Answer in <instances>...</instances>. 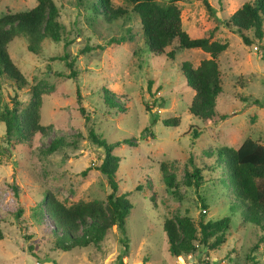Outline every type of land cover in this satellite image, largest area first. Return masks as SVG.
Wrapping results in <instances>:
<instances>
[{"label": "rangeland", "instance_id": "obj_1", "mask_svg": "<svg viewBox=\"0 0 264 264\" xmlns=\"http://www.w3.org/2000/svg\"><path fill=\"white\" fill-rule=\"evenodd\" d=\"M244 1H174L181 29L189 37L206 36L212 29L210 39L227 43L216 58L220 83L216 113L204 121L187 110L192 91L181 76L180 64L188 61L196 66L208 55L197 48L174 49V42L162 54L151 55L127 0H109L111 11L121 10L113 15L92 0H53L66 35L57 42L43 38L34 53L26 49L23 37L11 39L8 55L26 84L17 87L0 78V114L5 109L23 110L31 99L30 88L36 87L41 91L38 123L49 128L44 135L35 133L22 140L14 131L5 135L0 117V264H31L36 259L37 264H138L144 259L147 264H175L162 221L187 216L196 225L200 214L204 221L227 216L229 228L223 243L213 250L199 246L195 257L204 260L211 254L224 258V264H264V231L242 219L243 206L229 194L226 179L211 168L215 162L207 154L215 145L236 148L246 137L264 144V33L259 41L244 45L222 24ZM34 4L35 0H0V17ZM64 54L74 60V78L68 77L69 68L60 59ZM103 89L115 95L113 100L123 111L102 102ZM79 107L88 114L87 120ZM166 119L175 120L176 126H164ZM191 126L197 127L196 137ZM89 127L107 142L133 138L131 146L120 143L112 150L119 159L115 179L131 209L123 232L112 225L96 246L62 252L53 246L33 210L41 187L64 205L104 202L109 193L106 178L92 168L100 162L102 149L88 139ZM55 136L63 143L47 152ZM159 163L173 174L175 193L166 190ZM194 168L200 169L198 186L185 182V173ZM11 183L17 186L16 196ZM25 233L30 235L27 240ZM180 258L176 259L186 263V257Z\"/></svg>", "mask_w": 264, "mask_h": 264}, {"label": "trees", "instance_id": "obj_2", "mask_svg": "<svg viewBox=\"0 0 264 264\" xmlns=\"http://www.w3.org/2000/svg\"><path fill=\"white\" fill-rule=\"evenodd\" d=\"M132 4V11L137 15L141 27L142 40L151 55H160L164 48L173 42L174 49L197 48L208 55L199 60L196 66L188 61L180 64L181 76L185 84L191 89L192 96L188 105V112L195 118L210 120L215 116L214 101L220 92L219 71L216 63L217 56L226 49L227 43L210 39L212 29L203 37H189L180 26V10L174 4L175 0H167L159 3L157 0H127ZM94 4L106 11L109 0H92ZM207 7V5H205ZM121 10L111 11L112 15ZM103 17L109 20V13L103 12ZM58 9L53 0H35L31 8L7 13L0 17V78L12 81L17 87L26 84V80L13 65L7 51V44L13 37L21 36L26 41V49L37 52L40 41L48 38L53 42L61 39L64 34L62 25L57 20ZM222 24L228 30L236 33L244 45H249L254 39L259 41L264 33V0H246L241 3L231 14L222 20ZM251 33V34H250ZM66 35V34H64ZM67 41L66 37H63ZM117 43V42H116ZM89 50V47H85ZM173 52H167L172 58ZM264 55V54H263ZM69 68V78H74L75 71L72 65L73 58H67V54L60 57ZM102 102L108 107L123 109L119 102H115V95L103 89ZM40 90L30 88L31 99L27 106L16 111L15 108L5 109L0 117L5 126V135L10 136L14 131L18 139L29 138L33 134H42L49 127L38 123V110L40 106ZM80 95L76 92V102L79 104ZM257 101V100H256ZM260 104V103H258ZM261 105V104H260ZM261 106H264L261 105ZM79 112L85 120L88 119L84 109L79 107ZM223 119L220 116L219 119ZM164 126H176L175 120H163ZM192 133L198 135L197 127ZM87 137L90 142L102 149L100 162L92 168L105 176L109 193L104 202L100 200L77 201L64 205L53 194L39 188L33 217L39 221L44 232L52 239L53 246L62 252H68L74 247H85L89 244L96 246L103 239L108 229L115 225L121 232L125 229V217L131 209V204L126 198L125 192H120L115 179V171L118 166V156L112 150L120 143L132 145V137L122 138L107 142L94 132L92 127L87 129ZM63 143L62 137H54L46 147L47 152L54 151ZM213 156L215 166L211 167L220 172V177L226 179L227 191L243 206L242 219L264 231V144L246 137L236 147L215 145L209 152ZM159 172L167 191L175 193L177 188L174 176L167 172L163 163H159ZM88 166L85 170H89ZM219 177V179H220ZM187 185L198 186L201 180L200 169L194 168L190 173H185ZM11 192L17 195V186L9 185ZM200 206L204 211L206 205L199 197ZM16 217L20 209L14 211ZM196 225L187 216H175L162 221V229L167 241V250L172 257H187L193 254L197 247L213 250L224 242L229 228L227 216L205 221L200 214ZM1 221V214H0ZM2 237L0 231V238ZM27 240L29 234H23ZM261 242V238L258 240ZM31 252V245H28ZM31 257H34L30 254ZM35 262H38L36 259Z\"/></svg>", "mask_w": 264, "mask_h": 264}, {"label": "crops", "instance_id": "obj_3", "mask_svg": "<svg viewBox=\"0 0 264 264\" xmlns=\"http://www.w3.org/2000/svg\"><path fill=\"white\" fill-rule=\"evenodd\" d=\"M170 255V254H169ZM172 257V256H171ZM175 259V264H224L225 263V259L224 258H220L218 259L215 255H207L204 260H202V258H197L195 257V255H187L186 257V263L184 262H179L178 259H181L180 257H173ZM31 264H37V262H32ZM44 264H51L50 262H45ZM138 264H147L146 263V259L143 260V262L141 263L140 261L138 262Z\"/></svg>", "mask_w": 264, "mask_h": 264}]
</instances>
